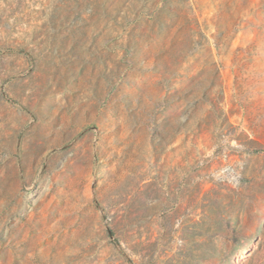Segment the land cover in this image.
I'll return each mask as SVG.
<instances>
[{"label":"rangeland","instance_id":"obj_1","mask_svg":"<svg viewBox=\"0 0 264 264\" xmlns=\"http://www.w3.org/2000/svg\"><path fill=\"white\" fill-rule=\"evenodd\" d=\"M0 264H264V0H0Z\"/></svg>","mask_w":264,"mask_h":264},{"label":"crops","instance_id":"obj_2","mask_svg":"<svg viewBox=\"0 0 264 264\" xmlns=\"http://www.w3.org/2000/svg\"><path fill=\"white\" fill-rule=\"evenodd\" d=\"M211 260H215V258H213V259H210V261H211Z\"/></svg>","mask_w":264,"mask_h":264}]
</instances>
